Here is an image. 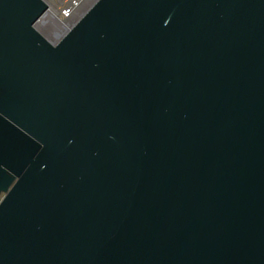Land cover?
Instances as JSON below:
<instances>
[{
	"label": "water",
	"instance_id": "water-1",
	"mask_svg": "<svg viewBox=\"0 0 264 264\" xmlns=\"http://www.w3.org/2000/svg\"><path fill=\"white\" fill-rule=\"evenodd\" d=\"M47 8L0 0V264H264V0Z\"/></svg>",
	"mask_w": 264,
	"mask_h": 264
},
{
	"label": "rangeland",
	"instance_id": "rangeland-1",
	"mask_svg": "<svg viewBox=\"0 0 264 264\" xmlns=\"http://www.w3.org/2000/svg\"><path fill=\"white\" fill-rule=\"evenodd\" d=\"M94 0H85L75 11V13L68 19H65V24L71 25L73 24L82 14L83 12L91 5V3ZM44 2L47 4L48 8L50 7L52 10H56L59 6V3H57V0H44ZM54 8H53V7ZM49 8V9H50ZM57 12V11H55ZM55 13L45 14V17L43 20L38 22L36 25V29L49 41L56 42L58 37H60L65 31L63 29L62 22H60L56 19ZM60 28L62 29L60 32Z\"/></svg>",
	"mask_w": 264,
	"mask_h": 264
},
{
	"label": "built area",
	"instance_id": "built-area-1",
	"mask_svg": "<svg viewBox=\"0 0 264 264\" xmlns=\"http://www.w3.org/2000/svg\"><path fill=\"white\" fill-rule=\"evenodd\" d=\"M85 0H57V3H59V6H58V8L56 9V11L59 13V15H60V13L62 14V17L63 18H66L67 19V17L68 16H72L74 13H75V11H76V9L84 2ZM48 7V6H47ZM47 10H48V8H47ZM46 10V11H47ZM46 11H45V13L40 17V18H43L44 16H45V14H47L46 13ZM60 17H61V15H60ZM62 17L60 18L61 20H62ZM56 19L60 22V24H61V20L58 18V17H56ZM70 28V27H69ZM68 28V29H69ZM67 29V30H68ZM66 30V31H67ZM65 31V32H66ZM64 32V33H65ZM63 33V34H64ZM62 34V35H63ZM61 35V36H62ZM60 36V37H61ZM59 39V38H58ZM57 39V40H58Z\"/></svg>",
	"mask_w": 264,
	"mask_h": 264
},
{
	"label": "bare ground",
	"instance_id": "bare-ground-1",
	"mask_svg": "<svg viewBox=\"0 0 264 264\" xmlns=\"http://www.w3.org/2000/svg\"><path fill=\"white\" fill-rule=\"evenodd\" d=\"M91 4H92V3H91ZM48 6H49V5H48ZM52 7H53V6H52ZM49 8H50V7H49ZM49 8H48V10L46 11L47 14L55 13V15H56L59 19L62 17V14H61V13H60V15H61V17H60L59 13H58V12H55L56 10H54V9L52 10L51 8H50V9H49ZM53 8H54V7H53ZM44 17H45V16H44ZM44 17H43V18H44ZM43 18H39V20L36 22L35 26L38 24V22H40L41 20H43ZM68 18H70V16H68L67 19H68ZM65 19H66V18H63V17H62V20L60 19V20L62 21V25H63L62 27H63L64 31H66L69 27L72 26V24L66 26V24H65V22H64ZM73 24H74V23H73ZM61 30H62V29L60 28L59 32H60ZM58 38H60V37H58Z\"/></svg>",
	"mask_w": 264,
	"mask_h": 264
}]
</instances>
